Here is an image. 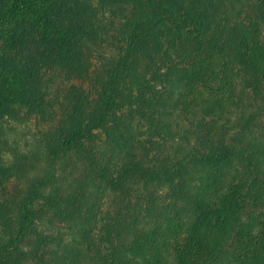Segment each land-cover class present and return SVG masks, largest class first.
<instances>
[{"label":"trees","instance_id":"trees-1","mask_svg":"<svg viewBox=\"0 0 264 264\" xmlns=\"http://www.w3.org/2000/svg\"><path fill=\"white\" fill-rule=\"evenodd\" d=\"M106 1L131 8L126 45L102 67L95 104L72 103L46 167L0 204V264H24L38 205L82 211L93 188L110 198L105 240L120 241L102 264H264V0ZM107 28L86 0H0V122L47 117L43 69L86 81V49ZM1 143L0 124L3 178ZM71 158L85 185L66 195L58 166ZM140 185L167 187V207L151 194L130 209Z\"/></svg>","mask_w":264,"mask_h":264},{"label":"rangeland","instance_id":"rangeland-1","mask_svg":"<svg viewBox=\"0 0 264 264\" xmlns=\"http://www.w3.org/2000/svg\"><path fill=\"white\" fill-rule=\"evenodd\" d=\"M86 1L98 9L99 16L104 18L108 27L103 39L89 43L86 49L91 58L90 77L81 81L68 77L59 67L45 68L41 78L47 93L48 116L22 110L17 118H5L0 122L2 160L10 168V172L0 178V204L13 203L19 192L32 183L46 167L47 146L64 129L72 103H75L76 97L80 95L90 106L95 104L102 67L126 45L121 29L131 8L127 4L117 3L118 1L111 3L110 7L101 4L102 1L109 2L106 0ZM249 11L250 15H253L254 7ZM179 124L180 132L183 133V130L188 128L187 122L184 124L183 120H180ZM99 140H104V136L101 135ZM156 142L162 143L159 139H156ZM166 145L167 152L172 151L170 148L175 146L173 142H167ZM74 161L75 159L71 158L58 166L59 175L68 173L64 187L66 195L73 191L78 193L80 187L85 185V167L79 163V168L72 169L71 164ZM64 182L59 179L58 185ZM136 189L144 199L138 201L136 197L130 198L128 207L132 210L145 208V199L151 194L157 196L159 207L162 209L170 202L169 189L165 186H150L143 190L140 185ZM81 196L89 198L82 211L69 208L68 212H64L66 207L60 201L58 203L62 207L55 215L50 207H45L44 204L36 207L40 218L34 233L22 245L21 260H24V264H60L62 261L63 264H102V258L107 252L120 243L118 238L111 244L107 242L101 229L110 204V198L104 189H88L81 193ZM138 205H142L141 208H138ZM146 223L147 220L143 219L141 226L144 227Z\"/></svg>","mask_w":264,"mask_h":264}]
</instances>
